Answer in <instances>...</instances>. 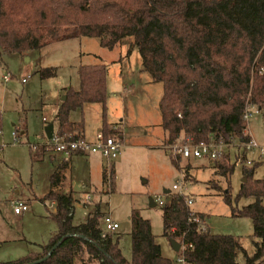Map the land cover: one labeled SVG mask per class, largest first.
<instances>
[{
	"label": "trees",
	"instance_id": "16d2710c",
	"mask_svg": "<svg viewBox=\"0 0 264 264\" xmlns=\"http://www.w3.org/2000/svg\"><path fill=\"white\" fill-rule=\"evenodd\" d=\"M91 37L108 50L129 40L126 55L136 48L141 68L161 84L158 101L162 146L179 141L193 144L219 141L238 145L248 140L242 113L246 104L264 110V0H0V55H25L49 44ZM107 67L102 63L79 65L78 89H63L54 116L59 135L81 136L82 122L69 121V113L85 103L102 106L107 98ZM39 78L55 74L53 68L36 70ZM103 136H117L102 122ZM44 147L30 148L39 160ZM177 165V161L171 160ZM243 165L236 198L252 196L240 208L230 205L228 188L222 199L233 216L249 217L253 252L248 255L229 233L201 229L190 215L203 218L186 204L183 193L168 189L160 206L162 234L191 244L183 264H264V177H253L257 165ZM214 172L227 177L233 169L227 154L212 162ZM62 167V166H60ZM60 167L49 175V190L42 200H53L48 215L56 230L36 251L0 264H171L163 256L147 218L131 210L130 257L121 253L118 237L101 235L99 208L71 222L70 193L54 190ZM183 168V178L188 176ZM109 188L113 185V169ZM102 180L105 181L104 169ZM244 261H236V252ZM83 254L85 258L83 259Z\"/></svg>",
	"mask_w": 264,
	"mask_h": 264
},
{
	"label": "rangeland",
	"instance_id": "374dc122",
	"mask_svg": "<svg viewBox=\"0 0 264 264\" xmlns=\"http://www.w3.org/2000/svg\"><path fill=\"white\" fill-rule=\"evenodd\" d=\"M128 43V39L124 40L123 47L127 48ZM122 49L118 46L108 52L100 48L95 38L77 37L33 50L24 57L18 54L0 55V261L17 259L38 250L39 245L46 243L56 230V222L48 215V211L54 208L53 203L50 200L41 201L39 197L47 191L48 176L54 168L48 155L59 153L47 148L42 160H33L29 147L40 146L47 141L41 118L52 122V108L63 96V87L78 88V66L97 64L101 60L109 66L105 106L102 109L100 104L85 103L81 109L71 111L69 119L82 122L83 138L88 142H92L103 121L108 126H117L122 133L123 146L115 158L111 188L101 179L100 168H104V160L101 167L93 169L86 154L71 156L70 179L63 181L60 190L71 189L77 196H81L82 191H88L89 195L85 206L81 198L73 204L72 223L81 222L87 212L98 207L100 228L104 227L105 215L116 221L118 226L111 231V235L112 238L118 237L121 253L128 259L131 254L128 215L131 210H137L149 220L161 254L169 258L171 264H181L169 239L162 234L160 205L148 203V198L155 194L167 201L169 195L162 192L165 188L191 198L189 208L203 214L205 228L212 232L229 233L246 254L253 252L256 237L252 235L250 218L231 215L230 206L223 201L222 193L228 188L233 207L240 208L252 201V196L235 199L243 165L250 166L257 161L252 176L263 178L264 155L258 156L257 148L244 149L236 144L225 148L228 161L233 164L232 172L226 178L216 174L212 162L204 157L181 158L177 160V165L174 164L162 146L164 134L158 109L161 84L154 82L142 70L139 54L133 48L129 56L124 57L128 74L122 84L130 91L123 94L117 73L113 76L118 64L111 63L118 52L124 54ZM39 68H53L55 74L41 79L36 73ZM6 73L12 79L5 83L1 76ZM250 113L244 121L245 133L262 146L264 110L254 113L251 109ZM12 132L17 134L15 141ZM179 140L175 143L185 142ZM245 158L251 163L246 164ZM184 167L188 168L186 178H183ZM172 184L179 187L172 188ZM94 189L95 192L92 191ZM11 201H24L28 208L15 214ZM244 252L237 250V262L244 261ZM75 264H81V260H76Z\"/></svg>",
	"mask_w": 264,
	"mask_h": 264
},
{
	"label": "built area",
	"instance_id": "2783aa9c",
	"mask_svg": "<svg viewBox=\"0 0 264 264\" xmlns=\"http://www.w3.org/2000/svg\"><path fill=\"white\" fill-rule=\"evenodd\" d=\"M12 79L8 73L3 75V81H8ZM23 81V80H22ZM253 109L254 113H258L259 110L250 105L246 104L242 113V120L246 121L251 113L250 110ZM12 137L14 141L17 139V134L12 132ZM46 147L52 148L53 151L58 152L60 156V161L62 163H67L69 157L73 153H98L102 159L104 160V174H105V182L108 184L111 173V163L114 158L117 156L119 149L122 147V142L118 136H103L101 132H98L94 140L92 142L86 141L82 136H78L76 138H70L68 135H59L56 131L51 133V136L47 138ZM242 146L244 149L257 148L258 156L264 155V144L261 146L257 145V143L248 138V140L244 143L238 144L236 146ZM231 145H227L223 143L221 140L219 141H209L207 143H199L193 144L189 141L181 142V143H173L167 145L166 152L171 160L177 161L181 158H189V157H204L208 161H215L220 159L223 154H227L225 148H228ZM245 163L250 164L251 160L245 158ZM179 187L178 184H172V188ZM179 193V192H177ZM181 194V193H180ZM89 195L87 193L83 194V199L88 200ZM154 204L158 205L164 204V200L161 199L160 195L155 194L152 197ZM185 202L187 205L191 202V198L186 197ZM12 210L15 214H20L24 210L28 208V204L24 201H11ZM189 221H195L199 224L201 229L205 228L204 218H200L197 215H190L188 217ZM103 229H101V235L106 233L107 231H113L117 227L116 221H114L109 215H105L103 217ZM179 243V247L176 250L177 253V261L183 264V253L184 250L188 247H191V244H187L181 240L176 239Z\"/></svg>",
	"mask_w": 264,
	"mask_h": 264
},
{
	"label": "crops",
	"instance_id": "0c3cea01",
	"mask_svg": "<svg viewBox=\"0 0 264 264\" xmlns=\"http://www.w3.org/2000/svg\"><path fill=\"white\" fill-rule=\"evenodd\" d=\"M60 42V41H59ZM98 42V41H97ZM56 43V42H55ZM54 44V43H53ZM49 45H51V44H49ZM99 45V44H98ZM48 46V45H47ZM118 46H119V48H123L122 50H124V54H123V52H118V56H117V58L116 59H114V60H112L111 61V63H116V64H118V66L115 68V71H114V73H113V76H115V72L117 73L116 74V78H117V81L119 82V83H121L120 84V87H122V89H121V92L123 93V94H125L126 92H129L130 91V89H127L126 87H124V84H122V83H125L126 82V79H127V77H126V74H128V69H127V67L125 66V64H124V62L126 61V59H124V57H128L129 56V54L128 55H126V51H127V48H126V46H125V48L123 47L124 45L123 44H119V45H117V46H115V47H113L112 49H110V50H108V49H106V48H102V47H100V48H102V50H107L108 52H110V51H114V50H116L117 48H118ZM45 47V46H44ZM44 47H42V48H44ZM42 48H40V49H42ZM40 49H38V50H40ZM38 50H34V51H38ZM31 52H33V51H29V52H27L25 55H28L29 53H31ZM130 53V52H129ZM25 55H20V56H22V57H24ZM101 59V58H100ZM98 63V62H97ZM99 63H102V64H104V65H106V67H107V72H106V91H107V89H108V72H109V66H108V64H107V62H103L102 60H101V62H99ZM76 72H77V69H76ZM78 78V77H77ZM1 79H2V81H3V75L1 76ZM11 80V79H10ZM22 80H24L23 78H21V82H23ZM9 81V80H8ZM8 81H3V82H8ZM78 85H79V83H78ZM71 87V86H70ZM65 87H63L62 89H64ZM72 88V87H71ZM61 89V90H62ZM78 89V88H77ZM77 89H75V90H77ZM63 92V91H62ZM114 93V92H113ZM107 98H108V93H107ZM107 98H106V100H107ZM60 100H61V98L60 99H58L57 101H56V103L53 105V115L55 116V113H56V110H57V106H58V104H59V102H60ZM106 100H105V103H106ZM98 104V103H97ZM101 107H102V109H103V107L105 106V104H104V106H102V105H100ZM81 109V108H80ZM69 115H70V113H69ZM54 116H53V120H52V122H47V120L44 118V117H42L41 118V122L44 124V126L45 125H47L48 123H52V132L53 131H56V128H57V125H56V122L54 121ZM69 117V116H68ZM69 121H71V122H78V121H72V120H70L69 119ZM106 124V123H105ZM106 126L108 127V128H110V129H112V130H115L117 133H118V137H119V139L121 140V142L123 141V137H122V133H121V131H118V127L117 126H108L107 124H106ZM101 130H102V125H101V128H100V130H99V132H101ZM97 134V133H96ZM95 134V135H96ZM43 135H44V138L47 140V138H46V136H45V134H44V132H43ZM81 135H82V137H83V127H82V131H81ZM95 135L93 136V138L91 139V141H93L94 140V137H95ZM163 140V139H162ZM47 142V141H46ZM42 143V145H40V146H38V145H31L29 148H32V149H34V148H38V147H44V151H45V149H47L48 147H46V145H47V143ZM36 146V147H35ZM122 146H123V142H122ZM44 151H43V154H44ZM119 152V151H118ZM43 154L41 155V157L39 158V160H42L43 159ZM83 155V153H73V154H71L70 155V157H69V160H68V162L67 163H62L61 161H60V156L59 155H57V154H49L48 155V158L50 159V160H52V165H53V171L52 172H54V171H56L57 170V168L58 167H60V166H62V167H60V182H59V185L57 186V187H55L54 188V190H56V191H58V192H60V193H70L71 194V196H72V199H73V203H72V208H71V218H72V215H73V207H74V203L76 204V203H78L79 202V198H81L82 199V205L83 206H85L86 205V203H87V200H84L83 199V194L84 193H87L88 194V191H82L81 192V196H77L76 194H73L72 193V190L70 189L69 191H66V190H60V188L62 187V183H63V181L66 179V178H69L70 179V170H69V166H70V158H71V156H73V155ZM87 156H88V158H89V160H88V163L89 164H92L93 165V169H95L96 168V166H99V167H101L102 166V161H103V159H102V157L98 154V153H85ZM118 154V153H117ZM116 158V157H115ZM115 158H114V160L112 161V163H111V167H112V169H113V173H114V168H113V166H114V163H115ZM101 165V166H100ZM102 167L100 168V170H101V179H102ZM51 172V173H52ZM50 173V174H51ZM49 174V175H50ZM48 181H49V176H48ZM103 181V180H102ZM71 184L69 183V186H70ZM71 187V186H70ZM69 187V188H70ZM49 190V186H48V189H47V191ZM95 190L96 189H94V190H92L93 192H95ZM164 190H166L165 188H164ZM168 190V189H167ZM46 191V192H47ZM45 192V193H46ZM168 192V191H167ZM166 192V193H167ZM44 193V194H45ZM43 194V195H44ZM42 195V196H43ZM41 196V197H42ZM41 197H39L40 198V200L41 201H45V200H42L41 199ZM52 203H53V205H54V201L53 200H50ZM53 209V208H52ZM51 209V210H52ZM22 213V212H21ZM87 214V213H86ZM86 216V215H85ZM84 219H85V217H84ZM83 219V220H84ZM82 220V221H83ZM72 222V221H71ZM72 224H75V223H72ZM77 224V223H76ZM118 226V225H117Z\"/></svg>",
	"mask_w": 264,
	"mask_h": 264
},
{
	"label": "water",
	"instance_id": "95a60500",
	"mask_svg": "<svg viewBox=\"0 0 264 264\" xmlns=\"http://www.w3.org/2000/svg\"><path fill=\"white\" fill-rule=\"evenodd\" d=\"M63 99H64V96L61 97V100H63ZM43 132H44L46 138H49L51 136V133H52V123H48L47 125H45L43 127ZM243 180H244V176H242V178H241V181H243ZM167 191H168L167 189L162 190L163 193H166ZM148 203H149V205H154V201L152 200L151 197L148 198ZM169 241H170L171 247L176 251L179 247L178 241L175 239H169Z\"/></svg>",
	"mask_w": 264,
	"mask_h": 264
}]
</instances>
